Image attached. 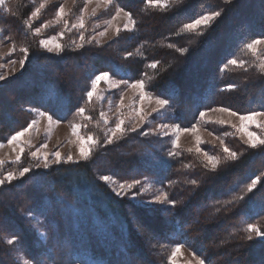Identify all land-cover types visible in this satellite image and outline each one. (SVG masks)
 Masks as SVG:
<instances>
[{"label":"trees","instance_id":"obj_1","mask_svg":"<svg viewBox=\"0 0 264 264\" xmlns=\"http://www.w3.org/2000/svg\"><path fill=\"white\" fill-rule=\"evenodd\" d=\"M37 4L8 0L0 7V43L15 45L10 58L16 60L23 57L21 47L29 51L25 68L0 81V141L25 128L33 118L31 109H37L61 123L83 124L100 143L84 161L48 170L31 168L30 162L0 168V174L30 169L0 187V264H24L28 258L41 264H168V253L178 243L207 264H264V245L246 240L244 231L248 223L264 229V184L246 192V184L264 173V148L239 143L230 130H213L226 134L224 146L238 154L237 160L225 161L221 150L206 146L208 154L223 161L213 172L194 153L174 149L177 155L169 158L172 144L155 134L152 125L104 144L99 105L86 96L94 76L117 65L123 71L116 79L143 80L152 96L167 98L175 92L155 123L190 128L201 111L216 107L238 114L264 111V73L241 50L244 43L264 39V0H176L166 10L144 0H114L115 7L132 13L135 30L103 45L85 42L81 49L75 48L76 34L65 32L59 55L40 47L32 32L38 23L24 24ZM217 10L221 15L200 29L204 35L182 31L185 23ZM52 14L53 9L44 10L41 20ZM177 48L189 51L181 55ZM127 53L132 55L125 59ZM232 58L243 60L244 68L228 65ZM156 61L155 69L148 66ZM79 107L89 119L75 115ZM192 179L196 185L189 183ZM137 180L141 183L129 190L127 185ZM109 181L124 184V194L118 197ZM146 184L167 193L177 207H141ZM13 236L16 242L8 245Z\"/></svg>","mask_w":264,"mask_h":264},{"label":"rangeland","instance_id":"obj_2","mask_svg":"<svg viewBox=\"0 0 264 264\" xmlns=\"http://www.w3.org/2000/svg\"><path fill=\"white\" fill-rule=\"evenodd\" d=\"M8 0H5V2ZM172 0H166L167 4ZM41 3H44L45 7L40 9V12L37 14L36 17L31 18L29 25L38 23L37 26H34L32 32L35 34L36 28H41V32L39 35V42L41 39H52L55 38L56 43H62V39L64 35H60V33L65 34V32H74L76 34L74 40L76 43L80 42V35L81 33L86 34V31L89 32L88 39L98 45L106 44L107 42L113 40L117 35L115 33V29L117 27L123 29L124 24L126 23V17L124 16L123 12L120 13L119 17L112 21V24L109 26L105 23L106 20L111 19L113 15H115V5L109 6L107 9L103 5V3H99L98 0H92L91 3L87 5L86 10L84 11V19H85V27L84 29H75L72 28V23L76 22L77 18L80 15V11L84 8V0H38V4L36 5L35 9L40 6ZM63 5L64 10L68 15L64 17L59 23L55 22V13L58 8ZM4 5H0L2 8ZM50 8L51 12L53 9V14L51 18L41 20V14L44 10ZM93 9H95V15H93ZM31 16V15H30ZM68 21V28H64V20ZM46 25V26H45ZM204 28V27H202ZM201 28V29H202ZM100 32H105L104 36H100ZM121 32H131V31H121ZM120 32V33H121ZM48 33V34H47ZM85 37V39L87 38ZM40 44V43H39ZM75 44V43H74ZM13 46L8 42L0 43V64L4 66L0 68V75H5L6 79L14 77L17 75L21 67L18 63L19 59L10 58L14 53L11 51ZM258 51L264 52V44L257 46ZM44 50V49H43ZM45 51V50H44ZM11 52V54H10ZM47 52V51H45ZM49 53V52H47ZM50 54L57 55L55 51L51 52ZM250 54V53H249ZM264 58V57H262ZM16 60L17 63L13 64L10 61ZM256 65L258 64V58H255ZM198 67V66H197ZM97 94L101 97L97 99ZM97 94H94L91 101L94 103L96 102L99 105V117L98 121L104 125V135L108 134L109 128H114L116 121L118 118L124 120V124L122 127L128 131H131L132 128H142L147 125L153 126V131L155 134L161 137L168 138L169 142L172 144V140L179 136L177 141L178 147L176 149L184 150L186 152L196 154L199 159L205 164V157L204 152H207L204 148L206 146L217 147L221 152L222 155L225 157V153L223 151L224 147V140L226 138V134L223 136H219L215 131L223 132L230 130L233 133L234 137L238 140L239 143L247 145V136L244 132L238 131L240 128L241 122L239 120L240 115H248V114H238L236 116H231L227 112H216L212 111V109L206 110L204 118L200 119V114L198 116V121L195 125H197V130L195 132L191 131H183V129H191L190 128H180L181 131L179 133L174 132L173 127H169L164 129L163 132L159 129L161 124H166L164 122H153V118L157 116H164L166 112H153L152 109L156 108L157 105L155 101L152 100H144L143 103L139 101L138 90L133 88H128L125 85L121 84L119 87H112L109 82L101 81L97 86ZM121 96L123 100L121 101ZM122 103L123 107L120 108L119 112L117 111V106ZM218 108V107H216ZM140 109L142 113L147 117V122L141 123L140 117L136 114V110ZM106 114V118L108 120V124L105 125L103 119H101V113ZM33 118L32 120H38V124L28 133H26L23 137H21V142L24 147V151L21 154V159L18 163L14 162L16 154L20 151L19 148H16L13 151V146H9L7 144L8 138L3 141H0V144H3L4 147L0 148V160L4 161V165L8 164H19L23 162H30L32 164L31 168L39 169V170H48L51 166L58 165L55 160V156L53 155L54 152L59 151L61 154V163L68 164V163H75L84 161L81 159L79 155V143L77 141L76 136L72 135L71 126L70 124L65 123H56V124H49V121L46 117H40L39 112L31 111ZM258 121L264 122V117H258ZM223 120L225 121L224 124L218 123V121ZM84 121V120H83ZM97 121V122H98ZM78 125H82L79 131L82 136H88L92 134L87 133V129L85 130L83 124L76 123ZM171 126H177L168 124ZM27 127V126H26ZM248 131L254 132L257 135H264L259 128L255 126H249ZM167 133V134H163ZM211 133V134H210ZM120 135L117 134V138ZM197 137L201 141V143L197 144ZM116 139V138H114ZM232 139V138H231ZM223 141V145L221 144ZM26 142V143H25ZM47 145V147H42V145ZM86 148L91 147V151L93 146L86 145ZM199 147L201 152H197L196 149ZM38 156L33 157L31 153L33 151H37ZM91 153V152H90ZM47 155V162L49 167L44 168V159L43 156ZM71 155L72 161L70 162H63L67 160V157ZM59 163V164H61ZM6 174V173H4ZM4 174H0L3 176ZM18 178V177H17ZM110 185L112 186L113 190L119 191V184L109 181ZM149 184H146L143 188L144 191H141V194L147 196V198L143 201H138V204L143 208H157L162 207L163 205L160 204H149L147 201L154 200L155 196L160 194V191L155 190V188H150ZM124 191V189H123ZM136 198L131 197V200ZM171 254L169 251L168 256ZM121 261V259H119ZM176 264H195V259H193V252L187 249L186 247L181 248V253L176 258Z\"/></svg>","mask_w":264,"mask_h":264},{"label":"snow or ice","instance_id":"obj_3","mask_svg":"<svg viewBox=\"0 0 264 264\" xmlns=\"http://www.w3.org/2000/svg\"><path fill=\"white\" fill-rule=\"evenodd\" d=\"M73 2H75V0H73ZM92 0H84V8L81 9L80 11V15L77 18L76 22L72 23L71 27L75 28V29H84L85 27V19H84V11L87 8V5L89 3H91ZM99 3H103V5L105 6V8L107 9L109 6L113 5L114 0H98ZM173 3H176V0H172ZM223 2L225 4H230L232 2V0H223ZM144 3L147 6H151V7H160L161 9H167L168 4L166 2V0H144ZM0 5H5V0H0ZM45 5L44 3H41L40 6L38 8H36L35 11H33L31 13V16L24 20V24L26 26H29V22L31 20V18L36 17L37 14L40 12V9L44 8ZM4 11L6 13H11V15H16L15 12H11V9L8 7L4 8ZM123 12L124 16L127 18L126 19V23L123 26V29L117 27L115 29V33L116 35H119L121 31H133L135 30L136 27V21L133 19L132 17V13L125 11L121 6L116 5L115 7V15H113L111 17V19L106 20L105 23L107 25H111L112 21L115 20L117 17H119L120 13ZM93 15H95V9H93ZM68 15V13L65 12L63 5H61L58 10L55 13V22L59 23L64 17H66ZM221 15V11L217 10V11H212L208 14L205 15H201L199 18L195 19L193 22L190 23H185L183 25L182 31L185 33H195L197 35H204L203 31H201L200 29L202 27L207 28L211 22L213 20H215L217 17H219ZM46 26V25H45ZM64 28H68V21L65 19L64 20ZM41 32V28H36L35 29V34L39 35ZM60 35L62 36L63 33H60ZM100 36H104L105 32H100L99 33ZM85 42L90 43L91 41H86L85 37L83 35V33H81L80 35V42L79 43H75V48L76 49H81L84 47ZM40 47L42 49H44L45 51L51 53L53 51H55L58 55L60 53H62L64 51V47L63 45H61L60 43H56L55 42V38L52 39H41L40 40ZM264 44V39H253L251 40V42L248 43H244L242 45L241 50L242 51H246L248 53H250L252 55V57L254 58H258L259 62L257 64V67L259 69V71H261V73H264V52H260L257 49L258 45ZM174 45L170 44L169 47H173ZM20 52L23 53V57L21 59H19L18 63L21 67V69H24L26 66V62L29 60V51L27 48L21 47ZM178 52H180L181 55L185 54L186 52H188L189 50L187 48H177L176 49ZM11 51H15V45L13 46ZM11 54V52H10ZM132 53H127L125 55V59H127L129 56H131ZM10 63H17L16 60H12L10 61ZM158 61L156 62H152L151 64H149L148 66L150 68L155 69L157 67ZM227 64L228 65H233L235 67L238 68H244L245 66V62L243 60H238L236 58H232L227 60ZM4 65L0 64V68H2ZM247 70V69H245ZM123 69H121L119 66L117 65H113L112 68L109 71H103L100 72L99 74H96L94 76V78L91 80V88L90 90H88L86 92V96L88 101L90 102L94 96V94H97V86L101 81L104 82H109L111 84L112 87H119L121 84L125 85L128 88H133L138 90V95H139V101L141 103H143L144 100H149L150 102L152 100L155 101V104L157 105L156 108H153L152 111L153 112H166L167 109L171 106V97L175 95L174 91H171L169 93V96L167 98H161L159 96H152L149 92H147L145 90V82L143 80H138L135 82H130L127 79H116L115 77H118L120 72H122ZM6 79L5 75H0V81H4ZM231 87V86H229ZM223 91V89H222ZM101 97L97 94V99H100ZM123 100V97L121 96V101ZM123 105L122 103L120 105L117 106V111L119 112L120 108H122ZM31 111H37V109H31ZM212 111H216V112H227L229 115L231 116H236L237 113L234 111H231L228 108L225 107H218V108H214L212 109ZM136 114L140 117V121L141 123H145L147 122V117L142 113V111L140 109L136 110ZM76 116L79 117H84L85 119H89L88 117L85 116V108L84 107H79L76 110L75 113ZM39 116L40 117H46L47 120L49 121V124H56L59 123L58 119H53V114H50L48 112L45 111H39ZM205 116V112L201 111L200 112V119L202 120ZM258 117H264V111H254L249 113L248 115H240L239 116V120L241 122L240 128L238 129V131H242L245 133V135L247 136V145L249 148L252 149H256V148H264V135H257L254 132L248 131V127L251 126H255L256 128H259L262 132H264V122H260L258 121ZM101 119H103L104 124L107 125L108 124V120L106 118V114L105 113H101ZM218 123L220 124H224L225 121L220 120L218 121ZM38 124V120H32L31 122L28 123L27 127L21 129L20 131L15 132V134L11 135L8 140H7V144L9 146H15L13 148V151H15L16 148H19V152L16 154L15 157V161L16 163H18L21 159V154L24 151V147L23 144L21 142V137H23L26 133L29 132V130L33 129L36 125ZM124 124V120L118 118L115 124L114 128H109L108 129V134H106L105 140H104V144H112L114 143V138H117V134H119L121 137L125 134V132L127 131L126 129H124L122 127V125ZM71 132L73 136H76L77 141L79 143V155L81 157V159L83 160H87L89 158L90 152H91V147L86 148V145L89 146H94L98 143H100V141L96 140L93 136L88 135V136H82L80 134V127H82V125H78L76 123H71ZM169 127H173L174 132L179 133L181 131V129L179 128V126H171L168 124H161L159 126V129L163 132L164 129H167ZM131 131H136V128H132L130 129ZM197 130V125H193L191 129H183V131H191V132H195ZM163 134H167V133H163ZM211 134V133H210ZM141 135H149V133L147 132H142ZM179 136L177 135L175 139L172 140V148L171 150H169L168 152V157L172 158L175 155H177V153L174 151V149H176L178 147V141ZM26 143V142H25ZM201 143V141L199 140V138L197 137V144L199 145ZM221 144L223 145V141H221ZM4 147L3 144H0V148ZM42 147H47V145H42ZM196 151L199 153L201 152V149L199 147H197ZM223 151L225 153V157L223 158V160H231V161H235L238 159V154L235 151L230 150L228 147L224 146L223 147ZM38 152L39 149H37V151H33L31 153V155L33 157H37L38 156ZM204 157H205V161L206 163L204 164L205 168H209V170L215 172L218 168V166L223 162L222 159L220 157L217 156H213L208 154L207 152H204ZM53 155L55 156V160L56 163L59 164L61 163V154L59 151H56L53 153ZM44 159V168H48V162H47V155L45 154L43 156ZM72 156L69 155L67 157V160L63 161L65 163L72 161ZM164 163V162H162ZM4 166V161L0 160V168H3ZM167 166V165H165ZM185 167L187 168L188 165H185ZM30 171L29 168L24 167L21 170H19L18 172H7L6 174H4L3 176H0V187H3L5 185V183L11 184L14 180L17 179V177H23L25 176L26 173H28ZM261 176H264V173H261L260 176H256V178L251 179V182L246 184V192L247 193H253V190L256 189L257 184L258 183H262L264 184V181L261 180ZM100 179L104 180V181H108L110 179V177L108 176H102L100 177ZM141 182L139 180L134 181L131 184L127 185V188L129 190H131L135 185L140 184ZM174 183V182H172ZM189 183H191L192 185H196L197 181L195 179H192L189 181ZM125 188L124 184H120L119 185V191H116L115 194L120 197L122 196L123 193V189ZM139 193H137L138 195ZM135 198V196L133 197ZM237 199H243L242 196L237 197ZM147 203L149 204H160V205H164L165 207L162 208L161 210L163 211H169L171 209H174L177 207V201L176 200H170L167 193L161 192L160 194H158L157 196H155L154 200H150L147 201ZM228 203H231V201H229ZM217 211H220V209H217ZM31 213H27L26 214V218H30L31 217ZM244 231L247 233L245 239L246 240H253L254 238L259 240V242L264 245V229H262L261 227H259L257 224L254 223H248L247 227L244 229ZM39 235L41 237H43L45 240H49L51 239V237L47 236L45 233L41 232L39 233ZM17 238L15 236L7 239L6 243L8 245H13L16 242ZM185 247L184 244H177L175 247H173L171 249V254L168 256V264H176V258L177 256L181 253V248ZM51 258V257H49ZM193 259H195V264H207V261L205 258H200L196 255L195 252H193ZM29 260H31V264H41V262L39 260H35L32 258H28L24 261V264H29Z\"/></svg>","mask_w":264,"mask_h":264}]
</instances>
